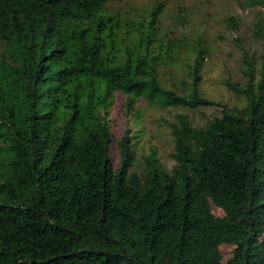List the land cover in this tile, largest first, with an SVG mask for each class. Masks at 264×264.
Masks as SVG:
<instances>
[{
	"label": "trees",
	"instance_id": "obj_1",
	"mask_svg": "<svg viewBox=\"0 0 264 264\" xmlns=\"http://www.w3.org/2000/svg\"><path fill=\"white\" fill-rule=\"evenodd\" d=\"M234 1L257 11L244 32L183 0H0V264H264V0ZM221 39L246 66L233 105L199 91ZM182 47L190 82L161 85ZM141 100L172 113L170 168L155 146L137 159Z\"/></svg>",
	"mask_w": 264,
	"mask_h": 264
},
{
	"label": "rangeland",
	"instance_id": "obj_2",
	"mask_svg": "<svg viewBox=\"0 0 264 264\" xmlns=\"http://www.w3.org/2000/svg\"><path fill=\"white\" fill-rule=\"evenodd\" d=\"M185 5L188 4H200L202 7L207 8L213 12L219 14H232L241 17L244 23L243 32L247 30L250 26H245V23H249L253 20L257 11H252L250 9H242L236 1L234 0H183ZM216 37L224 32L222 24H216L212 26ZM212 32V31H211ZM175 38H180L176 36L173 39V44H182L175 40ZM244 39H246L243 36ZM214 39V38H213ZM188 40L190 42L193 37ZM214 47L215 51L208 57L201 66L199 71L200 83L199 91L200 95L210 101L223 103L229 105L235 104L234 93L230 90L227 82H235L239 79V72L241 69H246L243 65V50L236 47L229 41H219ZM186 48V44H182ZM182 47L180 52L177 50L172 54V56L161 59L162 62L158 65V75L160 78V83L163 86H171L173 88H181L184 83H189L191 80L192 71V58L191 54L185 51ZM246 59L257 60L261 57L263 53V48L260 44L253 46L250 50L246 49ZM160 60V61H161ZM159 61V62H160ZM258 65V63L256 64ZM258 67V66H257ZM233 94H232V93ZM234 95V96H233ZM124 99L118 94L115 96L114 103L111 109V126L113 130V135L119 139L122 130L125 127L124 119V109H123ZM137 107L141 109L143 115V132L138 134L141 137V141L138 142L137 146V159L141 161V156L146 155L151 147H157L159 149V154H162L161 160L166 164L167 167L173 165V161L168 158V154L171 152V136L169 135V130L167 124L164 120L171 119L172 113H168L160 110L156 107L150 108L145 101L141 100L137 103ZM217 106L204 107L199 112L202 114H197L198 117H211L212 115H217L219 112ZM197 119V118H196ZM138 129V128H137ZM137 133V132H136ZM115 142V141H114ZM113 142V144H115ZM114 146V145H113ZM114 148V147H112ZM113 164L117 166L118 155L114 151L112 152ZM142 163V161L140 162ZM212 213L216 216L222 217L223 213L218 208L212 206ZM224 260L229 257L231 248L228 246H223L221 248Z\"/></svg>",
	"mask_w": 264,
	"mask_h": 264
}]
</instances>
